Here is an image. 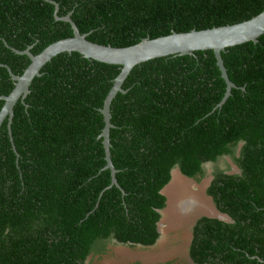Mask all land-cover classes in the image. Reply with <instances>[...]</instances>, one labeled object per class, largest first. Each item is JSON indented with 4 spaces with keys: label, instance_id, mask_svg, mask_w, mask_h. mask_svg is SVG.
<instances>
[{
    "label": "trees",
    "instance_id": "16d2710c",
    "mask_svg": "<svg viewBox=\"0 0 264 264\" xmlns=\"http://www.w3.org/2000/svg\"><path fill=\"white\" fill-rule=\"evenodd\" d=\"M81 33L128 47L145 38L240 23L264 0H0V96L31 60ZM237 88L226 92L213 50L136 65L112 101L111 185L101 109L121 66L61 53L34 79L25 103L0 128V264H87L117 242L151 247L160 238L162 190L178 168L201 180L230 156L207 188L232 221L202 216L189 247L194 264H264V34L222 52ZM4 100H0V110ZM12 138V139H11ZM15 147V148H14ZM124 191V192H123Z\"/></svg>",
    "mask_w": 264,
    "mask_h": 264
},
{
    "label": "water",
    "instance_id": "95a60500",
    "mask_svg": "<svg viewBox=\"0 0 264 264\" xmlns=\"http://www.w3.org/2000/svg\"><path fill=\"white\" fill-rule=\"evenodd\" d=\"M55 3V2H54ZM55 16L57 20L69 22L73 28L74 35L72 37L64 38L48 45L40 53L34 54L31 49L33 46H28L27 49L20 51L14 49L18 54L27 55L31 62L21 75H16L11 69L10 75L15 82V87L8 95L0 96V100H4V105L0 110V128L4 121L8 119V128L10 134L11 124L14 117V108L19 101L25 103L26 97L30 94V86L34 79L41 76L43 67L51 61L54 57L61 53L78 52L87 59L97 60L109 64H117L121 66V72L116 77L114 85L109 91L101 113L104 116V128L100 134L103 139L105 149L106 165L104 169L111 171V185H116L121 188L117 180V168L115 167L111 154V129L114 127L112 123L111 105L114 98L119 92H125L123 84L132 71V69L143 62L153 60L156 58L188 55L194 54L196 51L213 50L217 65L221 71V76L226 82V92L221 102L215 109L222 107L227 99L232 94V89L237 88L236 84L230 79L227 68L224 63L222 52L227 48L243 44L246 42H258V38L264 34V10L252 17L251 19L242 21L236 24L216 26L207 29L196 30L193 29L188 32H173L170 35L161 36L157 38H145L139 43L128 47H114L112 45H103L89 40L87 33H81L76 23L73 21L71 14L66 16H59V4L55 3ZM12 139V138H11ZM15 148V147H14ZM181 171L176 168L172 172V179L170 183L162 190L165 193L166 188L172 184L175 172ZM124 192V191H123ZM163 215V210H161ZM209 217L219 218L224 221L231 222L232 218L225 213L217 212ZM162 220L159 223L160 238L162 236ZM142 246V245H139Z\"/></svg>",
    "mask_w": 264,
    "mask_h": 264
},
{
    "label": "rangeland",
    "instance_id": "374dc122",
    "mask_svg": "<svg viewBox=\"0 0 264 264\" xmlns=\"http://www.w3.org/2000/svg\"><path fill=\"white\" fill-rule=\"evenodd\" d=\"M216 168L231 173L238 171L230 156L221 158L217 163H207L206 174L201 180L177 171L179 176L177 184L182 186L180 195L177 194L178 191L174 197L171 196L173 195L171 191L169 194L167 191L164 193L167 196V206L162 215V236L156 245L144 247L111 242L106 252L92 255L87 264H194L189 258L193 227L200 217L212 216L217 212L212 197L207 194ZM179 199H190L192 205L184 209L180 205L181 202H177Z\"/></svg>",
    "mask_w": 264,
    "mask_h": 264
},
{
    "label": "bare ground",
    "instance_id": "6f19581e",
    "mask_svg": "<svg viewBox=\"0 0 264 264\" xmlns=\"http://www.w3.org/2000/svg\"><path fill=\"white\" fill-rule=\"evenodd\" d=\"M179 179V176H178V172H175V177H174V179H173V182H172V184H170L168 187H167V189L165 190V193H166V191L168 192V194H169V191H171L172 192V194L173 195H171V196H175V192L177 193V191H178V193L177 194H179L180 193V188L182 187L181 186V184H177L178 182H177V180ZM192 185V184H191ZM181 191H184V190H181ZM188 191V190H187ZM183 193V192H182ZM180 195V194H179ZM182 195V194H181ZM184 195V194H183ZM182 197V196H181ZM178 203L179 202H181L180 203V205L182 206V208H186L188 205H192V201L190 200V199H185V200H183V199H179L178 201H177ZM198 203V202H197ZM177 206V205H176ZM179 208V207H178ZM194 208V207H193ZM169 210V209H168Z\"/></svg>",
    "mask_w": 264,
    "mask_h": 264
},
{
    "label": "flooded vegetation",
    "instance_id": "af4514ba",
    "mask_svg": "<svg viewBox=\"0 0 264 264\" xmlns=\"http://www.w3.org/2000/svg\"><path fill=\"white\" fill-rule=\"evenodd\" d=\"M237 168H238V166H237ZM189 258H190V256H189Z\"/></svg>",
    "mask_w": 264,
    "mask_h": 264
}]
</instances>
